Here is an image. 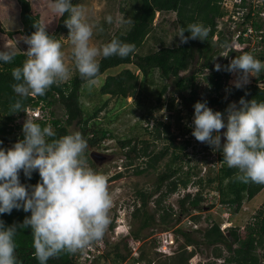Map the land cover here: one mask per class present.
<instances>
[{"label": "trees", "instance_id": "16d2710c", "mask_svg": "<svg viewBox=\"0 0 264 264\" xmlns=\"http://www.w3.org/2000/svg\"><path fill=\"white\" fill-rule=\"evenodd\" d=\"M16 1L21 7L23 25V30L17 33L24 35V37L29 36L36 30L33 24L38 21L41 22L40 14L35 11L29 0ZM76 2V0H72L74 5H77ZM224 2L225 0H122L119 4V10L122 12L123 18L131 19L133 23L121 25L117 29L114 27V32L110 35L106 33V28H111V25L102 23L99 26L103 28V31L100 32L101 37L105 38L104 44L113 38H119L125 43L134 45L135 51L127 58L101 57L98 62L99 72L95 78L104 75L108 70L121 66H134L142 76V83H140V77L128 67L115 75L107 76L99 90L100 96L116 97L119 101H124L128 97L134 96L137 90L141 88L139 99L135 101L130 111L134 113L137 108H140L138 111L146 108V114L142 115L144 121L149 124L150 120H157L152 130L142 125L133 127L131 131L133 136L124 140L116 138L107 127L104 128L100 122L94 121L107 104L92 112L85 110L80 101L79 93L80 87L86 82L81 79L79 74L70 82L54 83L43 96L28 97L23 101L25 112L12 113L10 105L15 102L17 97L11 88V85L15 83L11 72L13 68L22 65L25 55L23 52L16 53L11 63L0 64V139L8 142L10 147L23 139L22 127L28 117L42 126L51 124L57 138L68 134L67 126L69 127L77 121L80 132L88 144L85 150V158L88 166L94 170L97 168L95 163L97 161L93 157H98V151L106 150L104 141L108 138L118 140L120 148L127 149L124 154L129 166L142 159L144 168L141 166L137 168L136 175L144 174L150 169L157 171L159 164L168 156L170 157L166 163L165 171L160 174L154 187V191H161V195L156 200V209L153 213H148L146 210L151 197H153V192L143 189L136 191L135 209L131 216L133 222L139 223L137 229L133 230L131 226L129 232L120 234L119 237L122 238L117 240L110 251L108 249L112 245L103 236L105 249L101 254L96 255L93 261L85 258L86 246L74 253L61 252L58 256L50 258L47 264H79L78 254L80 255V253L81 264H95L101 260H104L103 264H191V260L198 254L201 245L212 248L214 255V259L202 264H264V206L256 213L253 221L247 225L244 236H241L236 227L222 230L221 223L212 221L211 218H207L208 227L205 229L191 228L186 230L181 226L178 227L181 222L179 214L183 215L192 211L203 212L207 207L210 209L216 207V204H209L211 193L217 198V206L224 208L234 217L241 212L246 203L253 201L263 191L264 185L253 182L245 183L239 180L237 178L238 170L228 167L221 152H214L205 142L199 145V141L192 135V128L189 127L191 122L188 121L184 125L180 124L185 117L190 119V116L194 115V107L187 110L185 116L180 115L184 111L175 104L174 95L169 99L168 110L170 112L175 111L176 124L183 138L180 142L177 141V136L172 134L170 127L162 119L154 116L156 109L159 111L164 109V101L169 89L166 84L170 78L174 79L177 88L176 94L185 102L194 106L198 101H206L214 111H220L225 115L227 107L233 102L239 106L242 97L247 101L252 99L264 100V85L261 84L264 82V69L259 73H253L251 81L241 88H237L235 84H230L232 72L225 70L230 61L227 56L223 57L222 53L229 47L231 40L224 32L218 31V24L224 18L233 21L230 10L223 5ZM123 3L127 8L122 7ZM246 3V0H243L241 4L236 5V9L238 8L240 11L247 10L243 14L241 25H243L242 27L246 26L244 31L248 30L249 27L257 31L260 40L257 41L259 50L251 52L246 49L244 52L250 53L256 59L264 62V21L260 17V14L264 12V0L262 5L257 7H254L252 3L248 6ZM157 13L175 16L176 25L175 30L172 31V36L163 24H154ZM234 13H237V10ZM67 16V13L63 17L60 16L56 29L48 28L49 34L57 41L60 39L61 32L69 34V30L64 24ZM194 22H201L207 27L209 34L206 41L190 39L187 43H180L179 37H176L180 29ZM189 35L190 33L185 32V36ZM215 36H218L216 41H214ZM238 40L241 44L245 41L242 36ZM194 51L205 59L201 68L211 71L207 78L208 86L204 90L206 99L198 98L196 95V89H198L195 83L196 75H191L189 78L184 76L194 58ZM235 52L231 48L228 54L230 56L232 54L240 55V53ZM218 56L222 62L220 71L215 70L212 65L214 58ZM59 109L65 113V120L58 117L57 111ZM36 110L42 112L41 118H34L30 115L29 112ZM169 117L172 116L169 115ZM141 135H148L151 140L142 139ZM189 147L194 149L195 155L199 154L205 159L216 153L220 166L215 176H201L203 168L201 167V169L197 165L191 166L189 161L187 170H184L183 162L187 159ZM210 166L215 165L212 163ZM210 170L209 167L208 175ZM121 177V173L114 176L115 179ZM20 180L23 184L35 185L40 181V176L38 172H33L29 179L21 171ZM190 183L198 188L194 194L187 191ZM181 188L185 192L179 200L180 212L178 214L171 206H166L164 201ZM26 216H30V212L25 213L22 209H13L11 214L0 215V220H3L6 226L16 225L18 227L15 236V256L18 264H39L34 255L30 227L23 229L19 227L23 224ZM157 216L159 223L156 222ZM117 217L115 214L109 227L113 234ZM198 219H200L199 215L193 217L195 222ZM156 223L161 225L164 231L172 230L175 242L180 241V239L183 240L178 248H173V254H163L158 250L160 237L155 241H145L143 233L154 227ZM195 234L199 235L198 239L194 237ZM130 240L141 242L136 254H134ZM94 242L90 244L94 250H97L98 247L95 246ZM188 247H195V249L189 251ZM87 253L92 255L93 250H88Z\"/></svg>", "mask_w": 264, "mask_h": 264}, {"label": "clouds", "instance_id": "9594fccd", "mask_svg": "<svg viewBox=\"0 0 264 264\" xmlns=\"http://www.w3.org/2000/svg\"><path fill=\"white\" fill-rule=\"evenodd\" d=\"M49 4L50 10L58 16L68 14L64 24L69 29L71 58L81 79L90 86L99 72L98 56L127 58L135 51L134 45L119 38L100 47L92 45L93 29L103 31V28L89 22L80 6L74 5L72 0H49ZM232 10L231 18L236 23L234 11L240 10L236 6ZM105 19L110 24L133 23L127 18L114 21L112 15ZM33 27L36 30L23 37L27 45L23 52L25 59L11 72L15 81L11 88L17 97L10 105L12 113L24 111V100L45 95L54 83L67 81L71 75L61 43L49 34L42 22H35ZM185 32L190 35L185 36ZM208 34L203 23L194 22L182 27L176 37L180 43H187L190 39L206 41ZM15 56V48L5 45L0 50V64L11 63ZM262 69L264 62L245 52L235 56L225 70L237 74L235 86L241 88L253 73ZM215 70L220 71L221 65L216 64ZM193 107L189 125L193 137L207 143L214 152H221L228 167L238 170L239 180L264 185V100L247 101L242 97L239 106L233 102L227 107L226 115L214 111L206 101H198ZM221 129L226 130L221 133ZM22 132L23 139L9 148L0 147V215L11 214L13 209L30 212L19 227H30L34 255L39 264H47L61 252L74 253L101 239L110 222L108 212L112 200L106 177L88 166L85 158L88 144L81 132L73 131L57 138L51 124L42 126L28 117ZM21 171L29 179L33 172H38L40 181L35 185L21 183ZM115 223L116 236L129 232L125 226H122L123 232H117ZM223 225L220 224L221 229ZM17 232L16 225L6 226L0 220V264H18Z\"/></svg>", "mask_w": 264, "mask_h": 264}, {"label": "rangeland", "instance_id": "374dc122", "mask_svg": "<svg viewBox=\"0 0 264 264\" xmlns=\"http://www.w3.org/2000/svg\"><path fill=\"white\" fill-rule=\"evenodd\" d=\"M31 2V5L40 14V20L41 22L46 25L49 29H56L58 26V20L60 16L55 14L50 10V4L49 0H29ZM76 4L80 6L86 14V17L89 22L97 24L99 27L102 23L107 24L110 27H107V34H112L115 29L121 27V24L118 23H108L105 19L107 15H112L114 17V21L118 18H123L122 12L119 10L120 3L122 0H76ZM263 1V0H262ZM263 3V2H262ZM261 3V5H262ZM229 10L230 14H233V10L231 7V4L229 2L225 5ZM122 7L125 9L126 5L123 3ZM127 8V7H126ZM241 13V11H240ZM241 14L236 15V23H233V21H228L226 18H224L223 21L219 22L218 24V31L224 32L226 36L228 35L230 37V43L229 47L222 53L223 57H228L229 61L234 58L236 54H232L231 56L228 54L230 48H232L234 51L240 54L245 53L243 48H246L247 46H242L236 42L237 34L241 31L246 29V26L242 27L241 22L243 19L240 17ZM241 18V19H240ZM175 16L172 14H156V18L154 21V24H163L165 28L170 33V36H172L173 32L175 30ZM23 30L22 25V19H21V7L18 4L16 0H0V50L4 48L5 45L15 48L16 53H22L27 50V45L23 42L24 35L18 34L17 32ZM69 30V29H68ZM69 34L61 32L60 33V39L59 42L62 45V51L65 54V62L71 69V75L70 78L67 81L64 82H70L76 75L79 73L76 71L74 66V61L71 58V43L70 40H68ZM218 39V36L214 37V41ZM104 37H101V32L97 30V28L93 29V36L91 38L90 43L96 47H100L104 44ZM255 43L254 41L252 44ZM254 48V46L252 47ZM235 52V53H236ZM102 56L97 57V61L99 62ZM205 63V59L203 57H200L197 52L194 51V58L191 61V65L189 67V70L184 73V76L189 78L191 75H196V85L198 89H196V95L198 98L206 99V93L205 89L208 86L207 78L210 74V70L206 68H201L202 65ZM216 64L222 65V62L219 60V56L215 57L212 65L215 67ZM131 68L136 75L140 77V83L141 81V73L139 70H137L134 66H121L116 69L108 70L104 75L99 76L95 78V83L91 86L88 83L83 84L80 87V101L84 105L85 110L88 112H92L93 110L102 107L104 104H107V106L98 114V116L94 119V121L100 122L101 126L104 128H108L109 131H111L116 138L118 139H127L133 136L132 128L133 127H140L141 125L143 127H148L149 130H152L153 127H155L157 120H150L149 124L144 121L142 116L143 114H146V108L145 110L138 111L140 108H137L134 113L130 111V109L135 104V101L139 99V94L141 93V88L137 90L136 94L134 96L128 97L124 101H119L116 97H110V96H100V88L104 84L105 79L107 76L115 75L119 73L124 68ZM157 77V73L155 74ZM231 84H235V81L237 79L236 73H232ZM158 79V77H157ZM251 76L249 77V82L251 81ZM169 86L168 94L166 97V100L164 101V109L162 111H159L156 109L154 112V116L156 118H160L163 120V122L166 123L168 127H170V131L172 134H175L177 136V141H182V136L180 135V131L176 124V117H175V111L170 112L168 110V103L169 99L171 97H175V104L178 108L182 109L184 112L180 115H186L187 110L192 109V104H189L185 102L178 94L177 88L174 82L173 78H170L167 81V84ZM175 93V94H174ZM176 95V96H175ZM106 102V103H105ZM167 104V105H166ZM186 110V111H185ZM58 117L66 119V115L63 112L62 109H59L57 111ZM162 115L165 117H162ZM169 115L172 117L170 118ZM142 116V117H141ZM188 117H185L181 125H184L186 123L191 122L193 115ZM69 132L73 131H79L80 132V126L75 121L72 125L69 127L67 126ZM225 129H221V133H223ZM142 139H149L151 140L148 135H141ZM3 143L0 144V147L9 148L10 144L6 141H3L0 139ZM221 142H224V137H221ZM203 144V142L199 141V145ZM104 145L106 146V150L104 151H98L96 158V172L103 174L106 177L107 181V188L111 196L112 204L109 209L108 215H109V225L105 229L104 237L107 239L109 244L112 245L108 250L113 249V245L116 244L117 240H120L122 237L116 236L115 234L111 233L110 231V224L111 221L114 218V215L116 214L118 217L116 219L117 222V232H123L124 227H127L128 230H130V227L132 226L133 230L137 229L139 227L138 222H133L132 219V213L135 209V202H136V191L138 189H143L148 192H153V197H151L149 201V205L146 207L147 212L153 213V211L156 209V200L161 195V191L155 192L154 187L157 183V180L160 177V174L165 171L166 169V163L169 161L170 157L168 156L167 159L163 160L159 164V168L157 171H152L151 169L148 170L146 173L141 175H136L135 172L137 171V168L141 166V168H144L143 161L134 162L132 166H129L127 164V160H125V154L124 152L127 150H123L120 148L119 141L114 140L112 138H108L104 141ZM194 149L192 147H189L187 152L189 153L187 156V159L183 162L184 170H187L188 164L189 165H197L199 168L202 169L201 176H208L213 177L217 174V169L220 166V163L218 161V156L215 154L210 155L207 159L202 158L199 154L195 155L193 153ZM189 161V163H188ZM214 164L215 166H210V164ZM211 168L209 175L207 174L208 168ZM121 173L122 177L119 179H115L114 176ZM165 190V189H163ZM198 188L193 184L190 183L188 186L189 192H192L193 194L196 193ZM185 190L183 188L179 189L177 192L171 194L165 201L164 204L166 206H171L176 212L179 214L180 210V204L179 200L183 197ZM209 204H216V207L211 208L207 207L203 212L198 211H192L191 213H184L183 215L179 216L181 217V222L179 223L178 227L181 226L183 229L189 230L191 228L193 229H205L208 227L207 224V218H211L212 221L223 223L226 225V228L236 227L239 229V232L241 236H244L246 234V227L247 225L252 222L254 216L256 213H258L262 208L264 204V189L263 191L258 194L255 199L251 202L246 203L241 212L232 217L224 208H220L217 206V198H215V195L213 193L209 196ZM115 209V210H114ZM200 219H198L197 222L193 220V217L198 216ZM159 217L157 216V223H159ZM155 224L154 227L146 230L143 233V237H145V241H152L160 237L159 242V249L161 250L162 246V240L165 238V236H174L172 234V230L164 231L163 227L159 224ZM120 225V226H119ZM225 228V229H226ZM224 229V227H222ZM198 234H195L194 237L198 239ZM175 238V237H174ZM173 238V239H174ZM175 241V239H174ZM183 243V240L180 239V241L175 242V246L172 248H169L165 254L171 255L173 254V248H178L179 245ZM130 244L134 247V250H137V248L140 246L141 242H135L130 240ZM170 247V246H169ZM195 247H188L189 251L194 250ZM81 253L78 254V261L79 264H81ZM84 257V254H83ZM214 259L213 255V249L210 247H206L204 245H201L199 248V252L197 255L193 257L191 260V264H202L207 261H211ZM104 260H101L98 263L95 264H103Z\"/></svg>", "mask_w": 264, "mask_h": 264}, {"label": "built area", "instance_id": "2783aa9c", "mask_svg": "<svg viewBox=\"0 0 264 264\" xmlns=\"http://www.w3.org/2000/svg\"><path fill=\"white\" fill-rule=\"evenodd\" d=\"M242 1L243 0H225L223 5L225 6L226 3L229 2V4H231V7L233 8L237 4H241ZM246 2H247L246 4L248 6H249V4L252 3L254 7H257L258 5H261V3L263 1L262 0H246ZM244 11H247V10L244 9ZM238 14H241V13L237 12L236 15H238ZM260 17L264 21V12H262L260 14ZM233 19L236 20V16H234ZM241 36L243 37V40H245V41H243L242 44L238 40ZM236 37H237L236 42L238 44H240L242 46H247L246 48H243V49H249L251 52L259 50V47L257 46V41L260 40V39H258V32L253 30L252 28L249 27L248 30H246V31L241 30L237 34ZM253 41L255 43L252 44ZM253 46H254V48H252ZM29 113L34 118H41L43 116L41 111H33V112L31 111ZM225 226L223 225V227H225ZM94 243H95V246L98 247L97 250L93 249V247L91 245L92 243L85 248V258H88V260H90V261H93L95 256L98 254H101L103 252V250L105 249L104 241L102 240V238H101V240L95 241ZM173 245H174V239H172V237H170V236H165V238L162 240V244H161L162 248L159 251L162 252L163 254H165L169 248L173 247ZM131 247H132V249H134V247L132 245H131ZM88 250H93V254L89 255L87 253ZM136 252H137V250H134V254H136Z\"/></svg>", "mask_w": 264, "mask_h": 264}, {"label": "water", "instance_id": "95a60500", "mask_svg": "<svg viewBox=\"0 0 264 264\" xmlns=\"http://www.w3.org/2000/svg\"><path fill=\"white\" fill-rule=\"evenodd\" d=\"M261 84L264 85V82H262Z\"/></svg>", "mask_w": 264, "mask_h": 264}]
</instances>
